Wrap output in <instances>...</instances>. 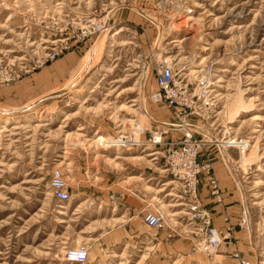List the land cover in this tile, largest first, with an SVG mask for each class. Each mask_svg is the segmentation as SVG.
Returning a JSON list of instances; mask_svg holds the SVG:
<instances>
[{
	"label": "rangeland",
	"instance_id": "obj_1",
	"mask_svg": "<svg viewBox=\"0 0 264 264\" xmlns=\"http://www.w3.org/2000/svg\"><path fill=\"white\" fill-rule=\"evenodd\" d=\"M235 255L264 263V0H0V264Z\"/></svg>",
	"mask_w": 264,
	"mask_h": 264
},
{
	"label": "built area",
	"instance_id": "obj_2",
	"mask_svg": "<svg viewBox=\"0 0 264 264\" xmlns=\"http://www.w3.org/2000/svg\"><path fill=\"white\" fill-rule=\"evenodd\" d=\"M155 84L157 86V90L150 94V99L155 103H162L169 101V104L174 101H179L183 95V91L180 88V84L177 79H175V72L168 66H165L158 73ZM191 130V129H190ZM186 138L190 140L192 134L190 131H187ZM157 143V142H155ZM52 189L55 198L62 199L65 197V185L64 181L60 179L59 176H55L52 181ZM145 221L148 227L157 228L161 223V216L155 214H148L145 217ZM208 223V221H206ZM210 240L216 241L217 234L215 230L210 231ZM211 247H207L206 249H210ZM214 248V247H213ZM83 253V256L81 255ZM68 259L84 263L86 261V251L84 249H76L69 252L67 255ZM236 264H251L248 260L241 259L238 255H235ZM219 264V263H218ZM261 264V263H260Z\"/></svg>",
	"mask_w": 264,
	"mask_h": 264
},
{
	"label": "bare ground",
	"instance_id": "obj_3",
	"mask_svg": "<svg viewBox=\"0 0 264 264\" xmlns=\"http://www.w3.org/2000/svg\"><path fill=\"white\" fill-rule=\"evenodd\" d=\"M255 119L258 120L260 118H257L256 117ZM146 121H150V117L148 116V112L147 111H145L142 114V118L131 120L130 124L132 122H133V124H135V123L137 124L138 123V127H136L135 130L140 131L141 130V125L143 124L141 122H146ZM162 126H165V128L175 127V125H172L171 126L169 123H165V122L162 123ZM176 127H178V126H176ZM138 131H136V132L138 133ZM98 141L101 142L102 145H107L108 146L107 148H113V146H129V147H135V146H139V144H137L138 142H141L140 140H138L136 138L135 139H132L129 136H125V135L120 136L118 139H116V138L114 139L112 137L106 136L104 138L99 139ZM98 141H96V142L98 143ZM156 141L157 140L155 139V142ZM227 144H229V143H227ZM230 145H232V144H230Z\"/></svg>",
	"mask_w": 264,
	"mask_h": 264
},
{
	"label": "crops",
	"instance_id": "obj_4",
	"mask_svg": "<svg viewBox=\"0 0 264 264\" xmlns=\"http://www.w3.org/2000/svg\"><path fill=\"white\" fill-rule=\"evenodd\" d=\"M158 154H160V153H158V152H148L147 154H145V156H142V155H129V156H123V158L121 159V160H127V159H131V160H139V158H134L135 156H139V157H141L142 159H145L146 160V158L147 157H154V156H156V155H158ZM141 159V160H142ZM157 158H154V159H152V160H150V161H154V160H156ZM116 160H119V156H117L116 157ZM135 178V179H134ZM141 178V177H140ZM134 180H137V177H134V175L130 178H127V181L125 180L124 182L126 183V182H128V181H134ZM172 183V182H171ZM171 183H169V184H171ZM168 185V184H167Z\"/></svg>",
	"mask_w": 264,
	"mask_h": 264
},
{
	"label": "clouds",
	"instance_id": "obj_5",
	"mask_svg": "<svg viewBox=\"0 0 264 264\" xmlns=\"http://www.w3.org/2000/svg\"><path fill=\"white\" fill-rule=\"evenodd\" d=\"M81 255L83 256V253Z\"/></svg>",
	"mask_w": 264,
	"mask_h": 264
}]
</instances>
